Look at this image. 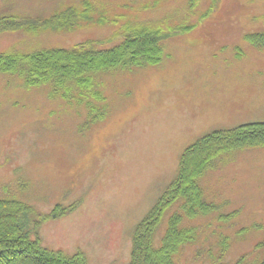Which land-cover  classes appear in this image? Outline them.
<instances>
[{"label": "rangeland", "instance_id": "1", "mask_svg": "<svg viewBox=\"0 0 264 264\" xmlns=\"http://www.w3.org/2000/svg\"><path fill=\"white\" fill-rule=\"evenodd\" d=\"M92 1L91 22L71 32H2L0 53L87 40L110 47L128 22L193 21L186 0ZM81 2L0 0V17L45 19ZM207 4L201 0L199 9ZM256 34H264V0H218L193 30L163 42L158 63L101 73L98 91L106 101L98 103L106 106L95 121L85 106H68L45 87L28 89L22 78L0 74V199L20 201L36 216L58 205L67 210L40 225L45 249L82 253L87 264H128L133 231L175 181L183 151L215 131L264 123V47L246 39ZM236 152L199 178L204 201L215 209L184 219L199 233L177 264H210L208 250L217 253L221 237L229 239L227 264L264 259V249L255 252L264 244V147ZM178 209L162 217L155 246Z\"/></svg>", "mask_w": 264, "mask_h": 264}, {"label": "trees", "instance_id": "2", "mask_svg": "<svg viewBox=\"0 0 264 264\" xmlns=\"http://www.w3.org/2000/svg\"><path fill=\"white\" fill-rule=\"evenodd\" d=\"M186 1L185 15L193 18L188 25L174 24L172 20L156 24L128 22L116 34L117 38L120 37L119 43L110 47L87 40L71 48H46L26 53L13 49L0 53V74L22 78L23 85L28 89L45 87L50 98L63 101L68 106H85L89 120L95 121L106 106L100 107L98 103L106 101L98 91L97 77L101 73L144 68L158 63L163 56V42L171 35L193 30L213 13L218 3V0H208L207 7L200 10L201 0ZM94 4L92 0H82L81 5L54 12L45 19L0 17V33L20 31L34 35L44 30L71 32L94 19L97 10ZM104 20L101 18L100 22ZM246 39L254 46L264 47V34L247 35ZM252 146L264 147V123L215 131L187 147L180 156L175 181L134 229L128 264H177L176 259L183 247L195 242L199 233L196 226H184V219L192 221L215 209L204 201L199 178L208 170L215 169L216 163L224 156H234L236 151ZM175 204H179V209L169 218L160 245L155 246L156 228ZM66 212L58 205L49 214L36 216L31 207L20 201L0 199V264H87L82 253L65 256L49 251L41 244L38 229L42 222ZM219 218L231 221L229 215H220ZM228 241L227 237H221L218 252L213 253L211 248L208 250L210 264H227ZM263 247L264 244L260 243L255 252L263 250ZM245 259L241 258L235 264H244ZM248 264H264V259Z\"/></svg>", "mask_w": 264, "mask_h": 264}]
</instances>
